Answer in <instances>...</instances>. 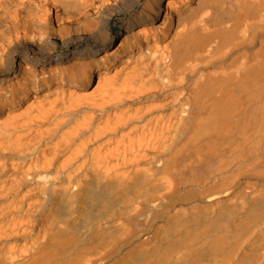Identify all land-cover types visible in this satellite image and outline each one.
<instances>
[{
    "label": "bare ground",
    "instance_id": "obj_1",
    "mask_svg": "<svg viewBox=\"0 0 264 264\" xmlns=\"http://www.w3.org/2000/svg\"><path fill=\"white\" fill-rule=\"evenodd\" d=\"M0 264H264V0H0Z\"/></svg>",
    "mask_w": 264,
    "mask_h": 264
},
{
    "label": "rangeland",
    "instance_id": "obj_2",
    "mask_svg": "<svg viewBox=\"0 0 264 264\" xmlns=\"http://www.w3.org/2000/svg\"><path fill=\"white\" fill-rule=\"evenodd\" d=\"M120 26H121V20H117V19H115L114 21H113V28H112V32L113 33H117L118 32V30L120 29Z\"/></svg>",
    "mask_w": 264,
    "mask_h": 264
}]
</instances>
